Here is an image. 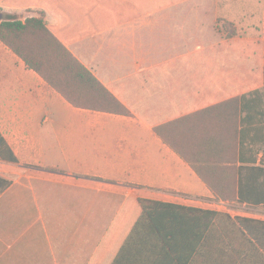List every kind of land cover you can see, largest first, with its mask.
<instances>
[{"label":"crops","instance_id":"0c3cea01","mask_svg":"<svg viewBox=\"0 0 264 264\" xmlns=\"http://www.w3.org/2000/svg\"><path fill=\"white\" fill-rule=\"evenodd\" d=\"M151 1L3 8L22 20L44 11L132 115L72 106L0 41V175L13 180L0 194V264H88L130 196L225 204L153 127L225 99L217 18L233 39H263L264 0Z\"/></svg>","mask_w":264,"mask_h":264},{"label":"trees","instance_id":"16d2710c","mask_svg":"<svg viewBox=\"0 0 264 264\" xmlns=\"http://www.w3.org/2000/svg\"><path fill=\"white\" fill-rule=\"evenodd\" d=\"M40 1L0 0V41L72 106L132 115L47 24L44 11L24 20L3 11ZM217 22L226 31L225 48L240 51L251 65L237 69L225 59L219 65L223 101L153 130L216 201L257 207L264 205V36L233 39V24L220 17ZM12 181L0 175V194ZM88 264H264V220L130 196Z\"/></svg>","mask_w":264,"mask_h":264},{"label":"rangeland","instance_id":"374dc122","mask_svg":"<svg viewBox=\"0 0 264 264\" xmlns=\"http://www.w3.org/2000/svg\"><path fill=\"white\" fill-rule=\"evenodd\" d=\"M197 2V4H201L200 0H195ZM199 14H201L200 11H198ZM259 12V10H258ZM221 25V24H220ZM229 32L231 31L230 29H228ZM225 52H226V60H228L231 64H234V66L238 69L239 66H245L246 67L248 65H251L250 60L246 59L243 60L241 58L242 53L240 51H231V50H227L225 48ZM248 60V61H247ZM225 203V202H224ZM191 204H195V205H205V206H209V207H213V208H219L221 209V211H225L230 213L231 215H241V216H247V217H253V218H257V219H262L264 220V205H260L257 207H251V206H246V205H241L239 203L236 202H229V203H225L224 205H213V204H206V203H200V202H193Z\"/></svg>","mask_w":264,"mask_h":264}]
</instances>
